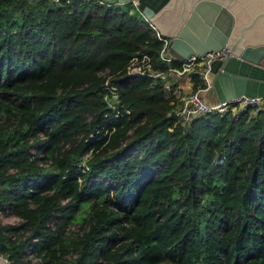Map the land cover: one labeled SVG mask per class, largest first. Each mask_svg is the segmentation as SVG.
Returning a JSON list of instances; mask_svg holds the SVG:
<instances>
[{"label":"trees","instance_id":"1","mask_svg":"<svg viewBox=\"0 0 264 264\" xmlns=\"http://www.w3.org/2000/svg\"><path fill=\"white\" fill-rule=\"evenodd\" d=\"M145 25L131 2L0 0L9 264H264V109L174 122L160 80L123 72L137 51L165 68ZM103 71L118 83L117 117Z\"/></svg>","mask_w":264,"mask_h":264},{"label":"water","instance_id":"2","mask_svg":"<svg viewBox=\"0 0 264 264\" xmlns=\"http://www.w3.org/2000/svg\"><path fill=\"white\" fill-rule=\"evenodd\" d=\"M101 1L134 3L167 37V53L175 59L224 48L227 55L209 63L216 101L264 95V0ZM0 264L9 262L0 255Z\"/></svg>","mask_w":264,"mask_h":264},{"label":"built area","instance_id":"3","mask_svg":"<svg viewBox=\"0 0 264 264\" xmlns=\"http://www.w3.org/2000/svg\"><path fill=\"white\" fill-rule=\"evenodd\" d=\"M58 2V0H50ZM97 5H118L116 3L103 2L101 0H92ZM138 11V10H137ZM140 16L142 15L138 11ZM143 16V15H142ZM149 34L159 41L158 59L164 63L165 68L160 69L152 65L149 55L145 51H137L133 54L124 66L123 72L128 75H143L149 78V84L160 80L162 92L166 97L175 98V104L172 109L174 122L181 126L204 113L219 112L220 114L229 111L235 115L239 110L248 108L249 114H254L258 110L264 109L263 96H245L243 94L232 96L221 102L215 101L208 103L204 93L211 89V77L209 73V63L216 59L227 55V51L221 48L216 51H207L203 55L189 54L182 59H175L167 53L166 43L167 37L161 35L157 28L144 17L142 18ZM175 62L176 64H171ZM101 81V99L107 108L110 109L114 117L119 114L121 108L118 104V83L114 81V74L106 71L102 72ZM183 74H196L199 78V84L194 90L182 92L180 86L176 83L177 77ZM191 81V80H190ZM123 109V108H122ZM124 113H128L127 109H123ZM250 114V115H252ZM113 129L105 128L104 133ZM90 158V150L84 152L76 163L81 172L87 170V160Z\"/></svg>","mask_w":264,"mask_h":264},{"label":"crops","instance_id":"4","mask_svg":"<svg viewBox=\"0 0 264 264\" xmlns=\"http://www.w3.org/2000/svg\"><path fill=\"white\" fill-rule=\"evenodd\" d=\"M260 64L261 66L264 67L263 62L262 63L260 62ZM176 83L180 86L182 92H187L190 90L191 81H190V76L188 74H183L177 77ZM204 96L208 103H212L216 101L215 95L211 89L207 91L206 93H204Z\"/></svg>","mask_w":264,"mask_h":264},{"label":"rangeland","instance_id":"5","mask_svg":"<svg viewBox=\"0 0 264 264\" xmlns=\"http://www.w3.org/2000/svg\"><path fill=\"white\" fill-rule=\"evenodd\" d=\"M141 18H143V16L141 15ZM263 62L264 64V60L262 59L261 60V63ZM103 75V73H101ZM252 114V113H250ZM18 220V218L12 213V212H9V211H0V223H15L16 221ZM76 227V225H72L71 226V229L74 230ZM25 253H27V249L24 250ZM28 256V255H26ZM32 260H34L32 258Z\"/></svg>","mask_w":264,"mask_h":264}]
</instances>
